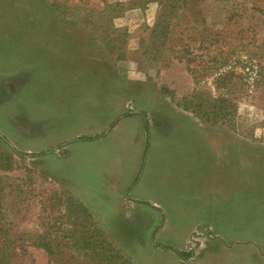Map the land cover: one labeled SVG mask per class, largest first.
<instances>
[{
    "label": "rangeland",
    "instance_id": "obj_1",
    "mask_svg": "<svg viewBox=\"0 0 264 264\" xmlns=\"http://www.w3.org/2000/svg\"><path fill=\"white\" fill-rule=\"evenodd\" d=\"M197 4L204 24L173 23L188 42L158 47V1L0 0V199L19 232L78 263L264 264V0Z\"/></svg>",
    "mask_w": 264,
    "mask_h": 264
},
{
    "label": "trees",
    "instance_id": "obj_2",
    "mask_svg": "<svg viewBox=\"0 0 264 264\" xmlns=\"http://www.w3.org/2000/svg\"><path fill=\"white\" fill-rule=\"evenodd\" d=\"M154 1H158V3L162 5L163 12L161 11L158 14L156 19L157 24L154 25L151 30L149 29L150 35L142 39V42H156L160 44L158 47H162L165 46L167 42L187 41V37L184 36L183 32L177 31L179 26L177 27L173 23L174 21L178 22L181 15H185V18H190L191 20L193 16H198V18L194 20L195 23L198 22L201 19V12L195 11L194 8L198 5L197 2L199 0ZM256 10L264 15L263 8H257ZM200 23V25L204 24V19H201ZM176 34H179V36L175 37L174 35ZM203 42L208 41L204 40ZM155 49L154 51H156ZM2 159L5 164L3 170H12L13 165L9 158L2 157ZM17 197H19V195H17ZM75 203L83 213L88 212L87 208L80 204V202L76 201ZM16 208V206H11L9 203L5 201L2 202L0 199V264H34L29 248L44 249L49 256L48 264H91V260L98 261L99 258L105 262L108 258H111L105 257L103 254L96 251L92 259L90 255L85 253V260L78 263V257L71 251H68V247H64V245L55 238L37 233L31 235L25 232H19V227L15 221L19 217L17 216L19 211L16 210ZM99 243L101 248L104 241ZM178 253L184 259H188L187 254L182 252Z\"/></svg>",
    "mask_w": 264,
    "mask_h": 264
},
{
    "label": "crops",
    "instance_id": "obj_3",
    "mask_svg": "<svg viewBox=\"0 0 264 264\" xmlns=\"http://www.w3.org/2000/svg\"><path fill=\"white\" fill-rule=\"evenodd\" d=\"M231 158H232V157H231ZM231 158H230V159H231ZM215 228H217V227L215 226Z\"/></svg>",
    "mask_w": 264,
    "mask_h": 264
}]
</instances>
